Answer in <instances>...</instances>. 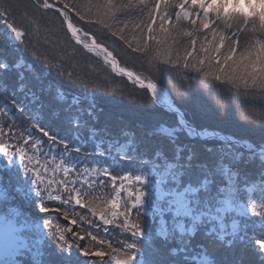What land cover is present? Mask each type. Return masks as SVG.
<instances>
[{"label": "trees", "instance_id": "1", "mask_svg": "<svg viewBox=\"0 0 264 264\" xmlns=\"http://www.w3.org/2000/svg\"><path fill=\"white\" fill-rule=\"evenodd\" d=\"M48 1L59 8L68 5L67 10L71 21L84 31L80 32V35L86 42H91L89 34H92L98 43L105 45L115 54L123 67L134 70L145 81L157 83L176 101V104L185 112L187 119H192V103L185 102L190 99L191 92L195 93L192 99L196 104L209 102L204 92L198 89L193 90L191 87L193 78H199L203 70L198 72L195 69H185L182 61L180 64L173 65L152 59L157 45L154 40L148 39L147 31L143 30V22L147 21V13L156 3H159V0H145L148 7L141 4L140 0H114L117 5L129 3L132 5L119 11L111 10L115 16L114 19L106 18L103 13L97 15L94 6L105 4L106 0ZM2 2L8 6L12 14L9 23L14 22L13 26H19L20 30L25 33L22 40L8 39L6 37L7 30L3 26V21L0 20V58H6L13 65H19L7 74V78L15 81L17 73H24L29 79L32 75L40 76L50 86L49 91L56 96L59 103L69 108L73 97L83 101L82 108H86L89 101H95L96 116L98 117L96 121L81 114L82 121L87 122L82 123L79 129L71 128L64 122H57L53 127L46 128L50 134L58 133V139H67L70 147L84 145L82 154H87L89 159L80 164L81 168L88 165L109 167L112 174L117 175L118 178L129 172L132 174L148 173L152 164L157 162L153 157V153L157 149L163 152L159 163L177 162L175 161V150L169 137L164 133H158L153 139L139 143L138 150L137 143L134 142L131 146L132 155L137 158L131 162H122L117 165L113 157L116 156V149L125 142L123 133L117 135L121 129L128 134V139H133L130 128L134 129L142 122H148L154 127L161 124L169 127L175 126L177 115L171 111H165L164 107L157 104L148 89H142L129 81L126 76L112 71L111 65L105 64L102 56H98L95 52H89L71 38L70 32L66 31V24L61 14L54 9H44V0H2ZM210 2L211 0H171L172 4L179 3L186 14L182 25L183 29L191 31L196 28L198 31L194 36L177 35L176 32H172L171 36L165 37L163 34H159V29L154 25L156 39L164 40L161 47L168 48L170 46L173 58L177 55L183 57L185 49L191 50L189 45L192 39L197 40L196 46L199 49L200 44L205 43V38H207V44H214L217 48L223 45V52L227 53L230 49L250 67L264 68V17L258 12L249 14V16L247 13L235 11L231 15L209 13L205 9ZM233 2L239 3L238 0H233ZM252 2L253 0H247V3ZM256 2H264V0H256ZM73 5L81 6L83 19L76 15ZM179 10L176 7L161 5V14L165 12L168 14L173 28L176 26L175 12ZM153 19L158 25L159 18L155 13H153ZM136 24L140 26L136 27ZM165 27H170L167 22H165ZM121 35L127 41L132 42V49H129L125 41L120 39ZM137 41L147 43L148 49L142 53L134 51ZM200 55L202 57L203 53L201 52ZM189 59L193 64L196 63L194 58ZM57 65L60 67L58 68ZM184 77L187 79H183ZM74 81H80V83ZM214 85L230 97L228 115L220 119L212 111L206 114L197 112L198 125L221 130L240 140L251 141L257 147L264 144L262 130L256 127L252 121L245 120L241 116L243 111H248L250 114L253 110L264 112V89L258 85L252 86L251 83L247 87L242 85L237 88L235 84L228 81H214ZM182 89L184 90L183 94H181ZM61 94H63V99L60 98ZM10 100L11 97H9ZM4 107V104L0 102V108ZM72 112L75 115L76 109L73 108ZM9 116H11L10 113L8 115L0 113V127H3L5 132V136L0 139L5 140L7 137L24 146L21 137L26 140L31 134L34 138L44 141V147L39 156H35L37 152L31 150L30 143L26 145L28 155L41 158L39 164L36 165L39 171L42 172L44 168L48 169L49 165L55 161L64 160L65 166H70L73 163H79L82 159V155L74 154L71 159L67 155H61L62 148L52 151L49 155L47 138L30 128V125L27 124V116L15 119H9ZM93 128L97 130V135L91 138L90 133ZM101 141L104 142L103 148L107 147L109 141L113 143L111 155L102 157L95 152L94 145ZM14 142H11V145L15 147L17 144ZM177 143L196 144L200 149L201 159H206L208 154L203 152V146L206 144L215 146L219 144V141H191L181 133ZM53 147L57 148V146ZM17 151L16 147L14 155L15 160H18L16 162L9 163L10 159L7 156L0 157V216L5 214L6 218L3 221H14L18 226L22 223L26 224L24 231L20 234L24 235L33 246L29 252L17 257L18 264H117L111 259V256L86 255L81 244L84 247L92 248L93 251L99 247L100 250L114 254L112 249L107 247V243L111 242L112 248L115 249L121 246V241L128 239L127 234L122 232L116 224L106 225L99 214L87 207V202L91 201L98 210L108 208V202L115 198L114 187H119V179L113 185V181L105 177L98 180L95 187H89L82 182L71 183L69 187L80 192L84 203L80 206L75 205V201H69L63 206L60 202L46 203L45 207L41 208L46 189L41 188L42 184L34 186L29 179V176L34 174L32 170L34 161L30 163L27 158L23 159L16 153ZM234 151L243 152L245 159L251 155L242 146H235ZM256 155L259 156V152H256ZM145 159L149 161L147 165L141 163ZM260 171L259 159H254L246 168H241V180L243 182L244 174L247 173L246 187L251 189L250 193H243V199H256L258 202L264 203V177L260 176ZM46 175L57 180L62 178L59 174L49 170ZM198 176L199 172L196 170L188 172L183 177L182 186L190 180L195 186ZM73 179L76 177L71 173L63 177V180L71 181ZM152 179L150 177V180ZM222 182L220 178L217 179L218 184ZM8 183L11 184L12 189H9ZM125 184L127 186V181ZM137 186L133 185V190ZM53 187L57 188L58 192L60 191L59 195L63 200H68L69 196L76 195L75 192L61 191L62 185L56 184ZM166 187L171 188L173 185L169 184ZM38 188L43 190L41 195H37ZM148 191L145 214L141 216V222L144 224L146 232L154 236L159 220L154 208L158 190L150 184ZM203 195L204 193H201V197ZM125 196L126 193L122 192L121 204H123ZM65 210L69 212L68 217L63 215ZM120 210L122 211L123 207ZM77 213L79 215H76ZM147 213L153 214L148 215ZM166 218L170 219L171 217L169 215ZM72 219H76L77 223L72 224ZM233 219L241 221L240 231L244 237L241 250L247 264H261L257 255L260 251L259 242L264 240V228L259 227L262 222L261 217L252 215L247 208H244L242 215L233 217ZM56 226L71 230L65 232L70 247L64 249L59 247L57 238L53 235ZM202 231L203 229L200 234L191 238L192 244L189 246V259L186 264H204L197 243L202 239ZM76 233H79L83 239H77ZM88 233L96 236L97 240L91 241ZM185 239H189V237H185ZM100 240L105 241L104 246H99ZM36 241L40 244L36 245ZM140 243L142 244L143 241ZM164 243L162 239H156L154 246L161 247ZM192 257H197V259L193 260Z\"/></svg>", "mask_w": 264, "mask_h": 264}, {"label": "snow or ice", "instance_id": "2", "mask_svg": "<svg viewBox=\"0 0 264 264\" xmlns=\"http://www.w3.org/2000/svg\"><path fill=\"white\" fill-rule=\"evenodd\" d=\"M140 3L148 7L145 0H140ZM161 5L180 9L175 12L176 26L174 28L171 27L172 21L169 19L168 14L166 12L161 14ZM131 6V3L117 5L114 0H106L105 4H97L94 7L97 10V15L103 13L106 18L114 19L115 16L111 10L119 11ZM184 7H187V5H184ZM43 8L53 9L55 5L50 4L48 0H44ZM73 8L76 9V15L81 16V6L73 5ZM67 9L68 5H64L57 11L62 14V19L66 23V31L70 32L71 38L75 39L78 44H81L89 52H95L98 56H102L104 63L111 65L112 71L126 76L129 81H133L140 88L150 90L151 97L157 104L164 107L165 111H171L177 115L175 126L169 127L161 124L154 127L148 122H142L136 128H130L133 139H128V134L121 129L117 135L123 133L125 142L116 149V156L113 157V160L117 162V165L135 160L137 157L132 155L131 147L134 142L137 143L138 150L139 143L153 139L158 133H164L169 137V141L174 147L175 161L177 162L159 163L163 152L157 149L153 153L154 160L157 162L152 164V168L148 173L132 174L129 172L127 175L118 178L117 175L112 174L109 167L88 165L81 168L80 164L89 159L87 154H82L84 145L79 144L70 147L67 139H58V133L50 134L46 131V128L53 127L57 122H64L71 128L79 129L82 123L87 122L82 121L81 114L92 121H96L98 117L96 116L95 101H89L87 107L82 108L83 101L73 97L70 108L62 106L56 96L49 91L50 86L40 76L32 75L29 79L26 74L17 73L15 81L8 79L7 74L19 65H13L6 58H0V102L5 106L0 108V113L4 115L10 113L9 119L27 116V124L30 125V128L47 138L49 155L59 148L63 149L61 155H67L69 159L74 154L82 155L79 163L65 166L64 160H61L60 165L57 166L62 168L65 176L71 173L76 179L71 181L60 180L58 182L46 180L44 174L48 169L44 168L43 172L39 171L36 167L39 160L28 155L26 147L30 143L31 150L42 153L44 141L34 138L31 134L28 135L26 140L21 137L24 146L18 144L16 153L23 159L27 158L30 163L35 160L32 170L36 175L37 183L42 184L43 188L47 190L40 205L41 208H44L46 203L60 202L62 206L69 201H75L77 206L84 203L85 201L81 199L80 192L69 187L71 183L82 182L89 187H95L97 181L102 178L106 177L108 180L113 181V185L119 179V187H114L115 198L108 202V208L98 210L91 201L87 202V207L99 214L106 225L116 224L122 232L127 234L128 239L121 241V246L115 249L112 248L111 242L107 243V247L112 249L114 254L100 250L99 247L93 251L92 248L84 247L81 244L86 255L111 256V259L116 261L117 264H186L189 259V246L192 244L191 238L196 237L203 229L202 239L197 243L204 264H247L241 250L244 240L240 231L241 221L233 219V217L241 216L242 210L247 208L252 215L261 217L262 222L259 227L264 228V203L258 202L256 199H243V193L251 192V189L246 187L247 173L244 174L243 182L241 180V168H246L254 159H259L260 176L264 177V147H260L259 156H257V146L251 141L240 140L236 136L225 134L218 129L198 125L196 121L197 112L206 114L212 111L218 118L223 119L228 115V107L221 113L210 102L196 104L192 99L195 95L194 92H191L190 99L185 101L186 103H192V119H186L185 112L177 107L176 101L167 92L160 89L157 83L152 81L145 83L144 79L134 71L119 67L117 57L107 47L97 44L95 41L87 43L81 39L79 29L74 27ZM153 13L159 18L158 25L153 19ZM185 15L181 5L179 3L172 4L171 0H159V3H156L147 13L148 19L143 22V30L147 31L148 39L154 40L157 45L155 55L152 58L153 61L173 65L180 64L182 61L185 69H195L197 71H204L207 66L209 70L205 72L206 76L226 78L235 84L237 88L242 85L247 87L251 83L252 86L258 85L261 89H264V72L258 68L250 67L230 49L227 53L223 52V45L217 48L214 44H207V38H205V43L200 44L199 49L196 46L197 40L192 39L189 45L191 50L185 49L183 57L177 55L173 58L170 46L168 48L161 47L164 40L156 39V35H154L155 28H158L159 34H163L165 37L171 36L172 32H176L177 35H195L198 29L193 28L191 31L183 29ZM11 16L8 6L0 0V20L3 21V26L7 30L6 37L14 41L22 40L25 33L20 30L19 26H13L14 22L9 23ZM81 19H83V16H81ZM165 22L170 27L166 28ZM135 26L139 27L140 25L136 24ZM120 39L125 41L129 49H132V42L127 41L123 35L120 36ZM148 47L147 43L137 41L134 51L142 53ZM201 52L203 53L202 57ZM194 53L195 56H193ZM189 58H194L196 63L193 64ZM57 67L60 66L57 65ZM29 71L31 72V69ZM129 73H132V75L130 76ZM183 79L186 80L187 78L184 77ZM74 82L80 83V81ZM183 91L182 89L181 94H183ZM9 97H11L10 101ZM60 98L63 99V94ZM73 108L76 109L75 115L72 112ZM241 116L245 120L252 121L256 127L262 130V140H264V112L253 110L250 114L248 111H243ZM181 133L191 141L217 140L219 144L215 146L204 145L203 152L207 153L208 157L201 159L200 149L196 144L177 143ZM96 135L97 130L93 128L90 137L94 138ZM3 136H5L4 128L0 127V137ZM103 144V141L95 144V152L102 157L111 155L113 143L109 141L106 148H103ZM53 146H57V148L54 149ZM235 146L246 148L251 155L245 159L243 152L234 151ZM11 147L10 144L0 139V152L6 156H11L13 153L10 151ZM102 148L103 150H101ZM53 159L55 158L53 157ZM180 161L183 162L179 163ZM8 162L12 163L13 160L10 159ZM141 163L147 165L149 161L145 159ZM193 170L199 172L195 186L191 180L182 186L183 177ZM150 177L153 179L150 180ZM218 178L223 182L218 184ZM125 181H127V186ZM54 184L62 185L61 191L75 192L76 195L69 196L68 200H63L60 195L54 194L57 190V188L53 189ZM150 184L158 190L157 202L154 208L159 220L154 236L146 232L145 226L141 222V216L145 214V204L149 196ZM169 184H172L173 187L167 188L166 186ZM133 185H138L135 190H133ZM101 186L103 187V185ZM42 191L38 188L37 195H41ZM122 192L126 193L123 204L120 201ZM201 193H204L203 197H201ZM121 207H123L122 211L120 210ZM147 214L152 215L153 213ZM63 215L68 217L69 212L65 210ZM169 215L171 218L167 219L166 217ZM3 219L0 217V235L4 238V242L0 244V264H18L17 257L30 251L29 241L24 235L20 234L24 231L26 224L22 223L17 226L14 221H8L7 227H5ZM71 222L76 224L77 220L72 219ZM69 231L71 230L56 226L53 235L57 238V243L61 249L71 246L65 236V232ZM88 236L91 241L97 240V237L92 233H88ZM76 237L79 240L83 239L79 233H76ZM185 237H189V239H185ZM156 239H162L165 243L161 247H155L154 241ZM140 241H143V243L141 244ZM104 245L105 241L100 240L99 246ZM259 247L260 251L257 255L261 264H264V240L259 242ZM192 259L195 260L197 257H192Z\"/></svg>", "mask_w": 264, "mask_h": 264}, {"label": "clouds", "instance_id": "3", "mask_svg": "<svg viewBox=\"0 0 264 264\" xmlns=\"http://www.w3.org/2000/svg\"><path fill=\"white\" fill-rule=\"evenodd\" d=\"M205 11L212 13H225L231 15L233 11L244 12V13H260L264 17V2H256L253 0L252 3L243 2L234 3L233 0H211L207 4ZM209 70L206 66L205 70L200 73V77L193 78V84L191 87L193 90H200L207 96L208 101L218 108L221 113L229 106L230 97L225 94L220 88L215 87L214 81H228L226 78H220L212 75H205V72ZM214 70V69H212ZM260 71L264 72V68H259ZM199 72V71H198ZM230 82V81H228Z\"/></svg>", "mask_w": 264, "mask_h": 264}, {"label": "rangeland", "instance_id": "4", "mask_svg": "<svg viewBox=\"0 0 264 264\" xmlns=\"http://www.w3.org/2000/svg\"><path fill=\"white\" fill-rule=\"evenodd\" d=\"M36 159L37 160H39V158L38 157H36ZM35 161V160H34ZM33 162H32V166H33ZM59 164H55L54 166H52V164H50V166L51 167H48V170L49 171H58L59 169H60V167H57ZM60 173V175L62 176V177H66L64 174H63V172H59ZM34 176H35V178H36V175H35V173H34ZM60 180H63V178H59L58 180H54V181H60ZM36 182H37V178H36ZM55 185V184H54ZM0 191H1V189H0ZM4 224H6V226L5 227H7V223H4ZM4 242V238H3V236L2 235H0V244H2ZM30 245V244H29ZM32 247H31V245H30V249H31Z\"/></svg>", "mask_w": 264, "mask_h": 264}, {"label": "water", "instance_id": "5", "mask_svg": "<svg viewBox=\"0 0 264 264\" xmlns=\"http://www.w3.org/2000/svg\"><path fill=\"white\" fill-rule=\"evenodd\" d=\"M119 67H120V64H119ZM261 147H264V145H263V146H261ZM257 150H260V148H257Z\"/></svg>", "mask_w": 264, "mask_h": 264}]
</instances>
